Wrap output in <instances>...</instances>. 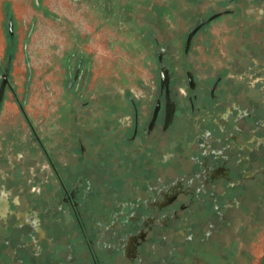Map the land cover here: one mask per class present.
Listing matches in <instances>:
<instances>
[{"label":"rangeland","instance_id":"1","mask_svg":"<svg viewBox=\"0 0 264 264\" xmlns=\"http://www.w3.org/2000/svg\"><path fill=\"white\" fill-rule=\"evenodd\" d=\"M188 33L195 34L190 47L187 40L188 53L182 62ZM170 61L175 63L178 79L184 77L181 63H187L203 83L224 73L239 92L233 108L236 111H229L234 128L227 127L221 141L208 135L201 145L207 156L210 148L218 150L213 152L215 157L208 158L206 174L213 175L212 168L221 164L217 158L226 161L230 156H239L248 169L264 172V162L251 155L264 143V137L257 138L264 136V124L253 120H264V0H0V87L9 65L0 96V194L8 203L6 211L0 212V237H6L3 232L10 226L25 225L26 219L21 216H28L32 230L24 226L20 240L30 237L25 246L33 244L40 252L37 245L41 238L34 234L36 225L32 220L36 216L39 219L41 205L31 195L46 191L49 199L58 190L45 150L71 182L80 157L88 165L96 163L100 144L106 138L95 132L106 125L111 106L116 105L122 123L129 119L121 111L127 94L141 99L145 108L152 99L149 94L157 92L155 79L159 75L167 95L166 105L172 108L167 90L169 74L163 68ZM159 65L163 69L157 73ZM18 102L30 126L20 114ZM233 129L242 137L230 135ZM247 134L249 139L240 145ZM80 144L84 146L82 156ZM228 160L230 167L232 159ZM191 169L189 165L186 172ZM217 170L224 175L223 169ZM163 174L169 179L177 176L170 168ZM177 179L160 191L153 203L161 196L165 200L177 196L175 203L182 202L194 186L199 190L209 188L207 182L198 181L190 188L184 178ZM104 186L99 184L101 191ZM220 188L221 183L210 190ZM59 195L57 200L61 199ZM13 196H17L15 202L19 205L11 204ZM68 206L62 204L59 209L65 213L64 221L71 222ZM236 207L224 214V221L231 225L215 224L214 217V225H196L199 229L194 228L191 237L206 242L204 255L182 264L264 263V183L254 199ZM52 212L47 213L46 220ZM176 227L171 225L167 230L164 245L146 240L158 237L155 228L148 231V237L145 232L142 250L134 248L139 239L128 240L124 257L113 264H131L141 258L140 251L148 254L140 264H171L170 251L182 253L191 238L189 230L175 233ZM94 239L93 247L97 249L99 243L108 241V236L97 234ZM11 258L13 262L7 264H19L15 255Z\"/></svg>","mask_w":264,"mask_h":264},{"label":"flooded vegetation","instance_id":"2","mask_svg":"<svg viewBox=\"0 0 264 264\" xmlns=\"http://www.w3.org/2000/svg\"><path fill=\"white\" fill-rule=\"evenodd\" d=\"M194 34L188 33L184 40L182 62L188 53L187 40L190 39V47ZM181 66L184 74L182 80L177 78L175 63L170 61L163 67L169 74L167 90L173 103L172 108L166 105L167 95L161 87L158 74L155 79L157 92L148 93L152 99L145 108L142 107L141 99L133 97L131 93L127 94L126 104L121 111L129 117L128 120L123 123L118 120L116 105L111 106L104 121L105 129L101 127L95 132L106 138L100 144L101 147H98L96 163L88 165L79 154L78 171L71 182L68 177L65 179L62 169L45 150L47 166L53 173L58 190L55 197L49 199L45 197L48 193L46 191L43 195H31L41 205L40 220L37 216L32 220V224L36 225L33 232L41 238L37 245L40 252H36L33 244L25 246L27 241L30 242V237L21 242V229L24 226H27L26 229L32 228L27 223L29 217L21 216V219H26L25 225L10 226L3 232L6 237H0V264L12 263V255L17 257L19 264H113L115 260L124 257L128 240H140L134 245L135 251L142 250L146 240L156 246L164 245L165 233L171 225H177L175 233L189 230L190 237L193 236V229L198 228L196 225H214L212 217L217 220L215 224L231 225L224 221V214L234 211L240 203L257 196L261 184L264 183V172L257 168L254 169L256 171L248 169L245 167L246 162L239 161V156H228L232 159L230 167L229 158L224 161V157H219L217 160L221 164L212 168L213 175L206 174L204 166L208 158L216 156L213 152L218 150L210 148L211 153L208 156L211 157H208L202 153L201 145L208 135L221 141V134L226 128H234V117L229 115V111H236L233 108L237 105L239 92L235 90L234 81L224 73L203 83L197 79L187 63H181ZM163 68L159 65L157 73ZM189 76L192 77L191 80ZM190 82L193 86H190ZM18 107L29 124L23 105L18 102ZM253 120L264 124V120L258 117ZM228 123L230 125L227 126ZM230 135L242 137L236 129ZM262 137L264 136H257L258 139ZM248 139L247 134L240 145ZM80 145L79 153L82 156L84 146ZM259 147V150H252L251 155L258 156L257 160L264 162V143H260ZM236 152L239 154V150ZM189 165L192 169L188 173L186 169ZM167 168L173 169L176 179L184 178L183 182L187 187L192 188L198 181L207 182L208 190H199V186H194L191 192L185 194L182 202L175 203L177 196L168 197L166 200L161 196L158 202L153 203L157 201L160 191L167 189L175 181V178L169 179L163 174ZM220 168L224 175L217 172ZM68 174L71 175L70 172ZM100 183L105 184L104 191L99 188ZM219 183V190H210ZM57 195L61 196L60 200L56 199ZM16 197H12L13 206L18 204L15 202ZM57 203L59 205L54 208ZM62 204L69 205L68 216L71 222L64 221L65 213L59 209ZM7 207V200L2 193L0 212H5ZM52 211L55 213L46 220L47 213H53ZM11 216L16 215L12 213ZM88 225L92 227L89 228ZM154 228L158 237L145 240V232V237H148V231ZM97 234L107 235L108 241L99 243L95 249L94 237ZM187 240L182 253L170 251L171 264H182L190 259L196 260L200 254L204 255L206 242L200 241L196 236ZM138 255L143 260L148 256L147 253L143 255L142 251ZM140 259L138 257L132 261L140 264Z\"/></svg>","mask_w":264,"mask_h":264},{"label":"water","instance_id":"3","mask_svg":"<svg viewBox=\"0 0 264 264\" xmlns=\"http://www.w3.org/2000/svg\"><path fill=\"white\" fill-rule=\"evenodd\" d=\"M8 67H9V65H7V67H5L4 72L2 74V84H1V87H0V96L2 95L4 85L7 82V76H8V72H9V68Z\"/></svg>","mask_w":264,"mask_h":264},{"label":"trees","instance_id":"4","mask_svg":"<svg viewBox=\"0 0 264 264\" xmlns=\"http://www.w3.org/2000/svg\"><path fill=\"white\" fill-rule=\"evenodd\" d=\"M8 40L11 42L12 38L10 36H8ZM11 48H10V52H11ZM9 56H11V53L9 54ZM262 264H264V263H262Z\"/></svg>","mask_w":264,"mask_h":264}]
</instances>
